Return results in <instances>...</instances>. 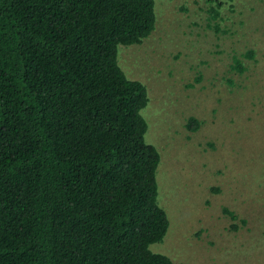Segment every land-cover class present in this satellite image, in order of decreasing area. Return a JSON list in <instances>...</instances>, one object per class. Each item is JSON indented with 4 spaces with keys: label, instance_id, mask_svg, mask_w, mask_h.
<instances>
[{
    "label": "trees",
    "instance_id": "trees-1",
    "mask_svg": "<svg viewBox=\"0 0 264 264\" xmlns=\"http://www.w3.org/2000/svg\"><path fill=\"white\" fill-rule=\"evenodd\" d=\"M154 24V0H0V264H175L149 248L147 89L117 62Z\"/></svg>",
    "mask_w": 264,
    "mask_h": 264
},
{
    "label": "rangeland",
    "instance_id": "rangeland-1",
    "mask_svg": "<svg viewBox=\"0 0 264 264\" xmlns=\"http://www.w3.org/2000/svg\"><path fill=\"white\" fill-rule=\"evenodd\" d=\"M154 11L142 42L117 47L146 86L145 140L160 154L169 224L149 248L175 264H264V0H154Z\"/></svg>",
    "mask_w": 264,
    "mask_h": 264
}]
</instances>
